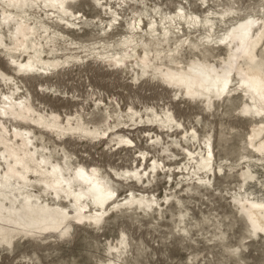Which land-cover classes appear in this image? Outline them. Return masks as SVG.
I'll return each mask as SVG.
<instances>
[{
	"label": "rangeland",
	"instance_id": "obj_1",
	"mask_svg": "<svg viewBox=\"0 0 264 264\" xmlns=\"http://www.w3.org/2000/svg\"><path fill=\"white\" fill-rule=\"evenodd\" d=\"M206 2L74 0L70 7L82 16L69 19L73 26L70 30L49 21L47 13L35 15L34 19L47 24L52 33L64 36L47 45L54 46L59 53L55 58L64 61L70 56H77L83 60L75 59L70 63L72 67L67 65L69 67H62L52 75L26 72L17 76L21 93L32 97L36 108L48 113L58 112L64 117H81L89 123V128L103 130L107 128L105 122L108 120L115 131L119 129L120 137L132 139L135 144L125 147L122 144H127L126 141H113L107 146L104 139L69 135L58 142L72 156V163L78 165L81 161L86 165H98L122 199L132 191L136 195L155 194L161 203L168 196L172 200L163 216H152L148 214L150 210L139 215L114 212L100 227L76 221L66 236H19L11 246L0 247V264H105L111 259L118 264H264V238L251 236L245 217L239 213L232 199L242 185L243 190L264 198V168L260 164L251 166L256 175L254 180L242 184L241 173L247 169L248 157L255 155L248 148L247 140L252 128L261 120L242 113L243 99L236 96L239 92L237 84L233 88L235 92L226 93V100L216 99L214 107L207 108L198 101L187 97L183 99L178 93L175 95V90L159 77H141L140 74L138 79L133 73L109 69L100 61L87 62V50L104 44H117L127 35L129 23H135L139 18H143L149 28L151 21L160 22L175 15L181 8L202 17L210 12L209 9L213 12L235 9L226 17V24L219 23L216 38L245 16L262 14L264 9V0ZM107 4L115 14L106 12ZM113 22H116L117 29L109 33ZM199 34L196 32L193 35ZM202 34L205 35L199 37L200 40L208 35L206 32ZM224 54L223 49L214 51V55ZM0 69L9 75L15 74L2 55ZM1 92H9L2 80ZM99 100L103 102L100 104ZM169 110L190 134L191 129H196L201 139H211L216 159L214 165L222 167V170H215L216 177L211 174L212 187L187 188L185 180L188 176L184 177L181 169L188 160L180 148V141L183 140V145L193 150L198 144L194 146L195 139L184 143L185 133L179 129L160 128L154 124L155 113L166 116ZM135 111H139L140 116L135 115ZM156 135H159L160 145L149 139ZM169 142L178 145L172 150V155ZM165 144H168L167 147H164ZM163 148H168V153H164ZM142 152H145L147 162ZM152 159L162 160L171 170L159 168V177L151 184L130 180L128 174L122 184L107 175L108 172L113 177L116 173L124 174L141 163V169L145 166L149 169L148 165L154 162ZM123 234L128 241L127 252L111 255L110 247L117 245Z\"/></svg>",
	"mask_w": 264,
	"mask_h": 264
},
{
	"label": "bare ground",
	"instance_id": "obj_2",
	"mask_svg": "<svg viewBox=\"0 0 264 264\" xmlns=\"http://www.w3.org/2000/svg\"><path fill=\"white\" fill-rule=\"evenodd\" d=\"M72 1L0 0V55L15 71L14 75H9L0 69V80L9 91L0 93V247L11 246L19 236L69 235L76 221L100 227L114 212L146 214L150 210L148 214L152 216H163L171 204L169 196L161 203L155 194L136 195L132 191L125 199L120 198L98 165H86L81 161L78 165L72 163V156L58 142L63 137L76 135L104 139L107 146L113 141H126L127 144L121 143L122 146H135L132 139L120 137L119 129L115 131L108 120L105 122L107 128L103 130L89 128V123L81 117H64L58 112L48 113L36 108L33 98L21 93L17 76L26 72L52 75L62 67L71 66L75 59L83 60L77 56L64 61L55 58L59 53L54 46L47 45L64 36L52 33L47 24L34 19L35 15L44 12L49 21L70 30L73 26L69 19L82 16L71 9ZM105 6L107 13L112 12L108 4ZM209 11L202 17L181 8L160 22L151 21L149 28L144 19L139 18L135 23H129L127 35L117 44L87 50V62L100 61L109 69L133 73L138 79L140 74L141 77H159L175 90V95L178 93L183 99L198 101L207 108L214 107L216 99L226 100V93L234 91L237 84L239 92L236 96L243 99L242 113L261 120L252 128L247 140L248 148L255 155L248 157L247 169L241 173L242 184H245L256 176L251 166L260 164L264 168V9L262 14L245 16L216 38L219 23L226 24V17L236 10ZM115 24L108 25L109 33L117 29ZM196 32L200 34L193 35ZM202 32L208 34L203 37L205 42L199 38L205 35ZM217 49H223L225 54L214 55ZM99 102L101 104L103 100ZM134 114L140 116L139 111ZM155 114V120L151 117L155 125L179 129L185 133L184 143L195 139L194 146L198 144L193 150L184 146L182 139L180 141V148L188 160L181 169V174L188 176L185 180L187 188L212 187L211 174L216 177L215 170H222V167L214 165L216 159L211 139H201L196 129H191L190 134L170 110L166 116ZM149 139L160 145L159 135ZM168 147L172 155L178 145L171 142ZM167 149L163 148V152L168 153ZM142 155L146 159L145 152ZM152 161L149 169L146 166L141 169V163L124 174L116 173L113 177L108 172L107 175L118 183L127 180L125 175L128 174L130 180L151 184L159 177V168L171 170L160 159ZM243 189L242 185L239 193L232 196L233 202L245 217L251 236L264 238V198ZM127 249L125 234L117 245L110 247L111 255L125 253ZM105 264L118 263L111 259Z\"/></svg>",
	"mask_w": 264,
	"mask_h": 264
},
{
	"label": "snow or ice",
	"instance_id": "obj_3",
	"mask_svg": "<svg viewBox=\"0 0 264 264\" xmlns=\"http://www.w3.org/2000/svg\"><path fill=\"white\" fill-rule=\"evenodd\" d=\"M81 175H83V170H81ZM262 231H264V229H262Z\"/></svg>",
	"mask_w": 264,
	"mask_h": 264
}]
</instances>
